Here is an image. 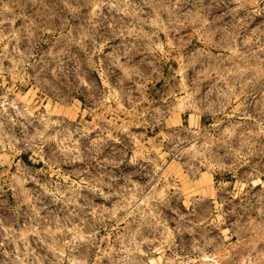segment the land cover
<instances>
[{
    "label": "rangeland",
    "instance_id": "obj_1",
    "mask_svg": "<svg viewBox=\"0 0 264 264\" xmlns=\"http://www.w3.org/2000/svg\"><path fill=\"white\" fill-rule=\"evenodd\" d=\"M0 264H264V0H0Z\"/></svg>",
    "mask_w": 264,
    "mask_h": 264
}]
</instances>
